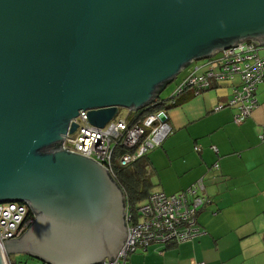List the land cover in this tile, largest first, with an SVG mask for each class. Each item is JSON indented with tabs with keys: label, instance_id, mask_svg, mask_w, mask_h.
I'll use <instances>...</instances> for the list:
<instances>
[{
	"label": "water",
	"instance_id": "water-1",
	"mask_svg": "<svg viewBox=\"0 0 264 264\" xmlns=\"http://www.w3.org/2000/svg\"><path fill=\"white\" fill-rule=\"evenodd\" d=\"M247 41L264 46V0H0V204L35 213L0 245V264L12 253L114 260L125 193L104 166L60 147L72 119L88 111L104 127L120 107L148 109L187 66Z\"/></svg>",
	"mask_w": 264,
	"mask_h": 264
},
{
	"label": "crops",
	"instance_id": "crops-1",
	"mask_svg": "<svg viewBox=\"0 0 264 264\" xmlns=\"http://www.w3.org/2000/svg\"><path fill=\"white\" fill-rule=\"evenodd\" d=\"M234 83L238 79L182 94L178 101L192 97L169 109L172 133L145 159L150 192L175 194L204 179L210 201L198 222L206 233L165 249L152 245L132 254L129 264H264V83L257 88L259 107L243 124L227 106ZM219 104L225 107L216 110Z\"/></svg>",
	"mask_w": 264,
	"mask_h": 264
},
{
	"label": "built area",
	"instance_id": "built-area-1",
	"mask_svg": "<svg viewBox=\"0 0 264 264\" xmlns=\"http://www.w3.org/2000/svg\"><path fill=\"white\" fill-rule=\"evenodd\" d=\"M257 45L255 41H247L202 60L204 63L201 65L198 64L201 61L194 62L169 97H158L148 109L142 111L125 108L126 111L121 112L120 107L117 115L104 127L91 124L88 111H83L72 119L70 125L76 124V130L72 133L68 131L60 147L95 160L117 182V166H133L149 152L161 147L172 133L168 107L175 104L182 94L194 92L198 95L211 88L214 82L220 84L236 79L238 83L232 86L227 106L236 110L234 122L243 124L259 107L257 88L264 83V56L260 55L261 46ZM224 107L219 104L216 110ZM259 139L264 142V122ZM213 149L217 151L214 146ZM195 150L199 151L200 148L195 147ZM146 174L149 176V170ZM205 189V181L200 178L184 191L175 194L151 192L137 204L127 201L125 195L126 241L114 260L106 259L101 264H129L132 254L144 253L152 245L165 249L205 234L198 222L199 212L210 201ZM34 218L26 204H0L1 247L5 250L4 241L20 238ZM8 264H14L10 258Z\"/></svg>",
	"mask_w": 264,
	"mask_h": 264
},
{
	"label": "trees",
	"instance_id": "trees-1",
	"mask_svg": "<svg viewBox=\"0 0 264 264\" xmlns=\"http://www.w3.org/2000/svg\"><path fill=\"white\" fill-rule=\"evenodd\" d=\"M212 85V84H211ZM193 95H196L192 92ZM192 96H185L176 103L184 102L190 99ZM145 158L140 159L131 167H116L117 171V182L119 186L124 191L127 201L130 200L131 203L137 204L143 201L151 193L149 191L150 182L148 175L146 174L147 161ZM219 166V165H218ZM35 217V213L31 211ZM11 254H9L10 256ZM13 262V260L11 259ZM14 263V262H13ZM15 264V263H14Z\"/></svg>",
	"mask_w": 264,
	"mask_h": 264
},
{
	"label": "rangeland",
	"instance_id": "rangeland-1",
	"mask_svg": "<svg viewBox=\"0 0 264 264\" xmlns=\"http://www.w3.org/2000/svg\"><path fill=\"white\" fill-rule=\"evenodd\" d=\"M264 53V48L260 50V54H263ZM204 62H199L198 64L201 65L203 64ZM182 74V73H181ZM181 74L178 76V78L175 80V81H172L171 83H169L166 88L161 92V94L159 95L160 98H167L169 97V95L174 91L176 90L177 88V85L178 83L181 82V80L184 78H182L180 80V76ZM188 74V73H187ZM126 111V109L124 108H121V112H124ZM146 171H147V167H146ZM149 177V176H148ZM4 206L6 204H3ZM10 259L13 260V262L15 264H44L43 262L35 259V258H32L30 257L28 254H25V253H12L10 256H8Z\"/></svg>",
	"mask_w": 264,
	"mask_h": 264
},
{
	"label": "bare ground",
	"instance_id": "bare-ground-1",
	"mask_svg": "<svg viewBox=\"0 0 264 264\" xmlns=\"http://www.w3.org/2000/svg\"><path fill=\"white\" fill-rule=\"evenodd\" d=\"M262 48V47H261ZM124 109V108H123ZM199 147V146H198Z\"/></svg>",
	"mask_w": 264,
	"mask_h": 264
},
{
	"label": "flooded vegetation",
	"instance_id": "flooded-vegetation-1",
	"mask_svg": "<svg viewBox=\"0 0 264 264\" xmlns=\"http://www.w3.org/2000/svg\"><path fill=\"white\" fill-rule=\"evenodd\" d=\"M16 240V239H15Z\"/></svg>",
	"mask_w": 264,
	"mask_h": 264
}]
</instances>
